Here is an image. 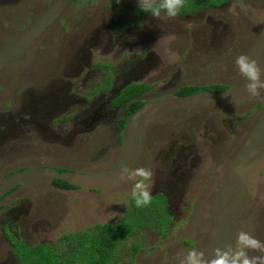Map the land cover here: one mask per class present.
<instances>
[{
    "label": "rangeland",
    "instance_id": "rangeland-1",
    "mask_svg": "<svg viewBox=\"0 0 264 264\" xmlns=\"http://www.w3.org/2000/svg\"><path fill=\"white\" fill-rule=\"evenodd\" d=\"M136 8L137 0H0V264H17L10 240L33 247L118 223L131 196L122 167L152 170L148 190L166 197L171 219L164 235L141 228L123 241L118 264H179L192 248L208 260L216 248L235 250L240 231L264 244V90L250 96L234 64L249 56L264 80V0H185L175 18L161 11L134 23ZM134 83L151 88L118 131L123 107L109 110L107 91L117 87L113 99ZM210 84L227 89L174 95ZM53 85L77 98L76 112L63 111L65 122L31 119L30 97ZM97 89L105 95L82 114Z\"/></svg>",
    "mask_w": 264,
    "mask_h": 264
},
{
    "label": "trees",
    "instance_id": "trees-1",
    "mask_svg": "<svg viewBox=\"0 0 264 264\" xmlns=\"http://www.w3.org/2000/svg\"><path fill=\"white\" fill-rule=\"evenodd\" d=\"M198 2L200 0H197ZM207 3V2H206ZM206 3L197 6V10L206 7ZM138 14L136 22H140L145 12L135 9ZM188 13V12H185ZM150 85L134 83L123 88L118 95L111 100L114 108L123 107L122 116L116 120L115 126L121 131L128 117L139 110L144 101L139 97L150 89ZM227 89L223 84L182 86L176 89L177 97H188L197 93L207 92L218 94ZM59 172L66 169L57 168ZM51 184L60 190L68 191L78 187L63 179H53ZM7 194L5 192L1 198ZM171 217L168 213L166 197L162 194L151 196L150 202L145 206H135L130 196L129 209L123 218L116 224H96L85 231L65 234L56 243L42 242L36 246L25 245L18 239L10 240L17 264H118L116 250L119 245L133 234H137L141 228H150L165 234ZM8 231V230H5ZM13 238V234H10ZM131 253L134 256L139 249L138 243H131ZM20 248H22L20 250Z\"/></svg>",
    "mask_w": 264,
    "mask_h": 264
},
{
    "label": "clouds",
    "instance_id": "clouds-1",
    "mask_svg": "<svg viewBox=\"0 0 264 264\" xmlns=\"http://www.w3.org/2000/svg\"><path fill=\"white\" fill-rule=\"evenodd\" d=\"M185 5V0H137L140 10L150 12L153 16H159L161 11L169 17L178 16ZM234 64L236 70L246 81L244 87L252 97L259 96L260 90H264V80L261 79V69L257 62L245 54L238 55ZM122 175L131 182V199L135 206H145L151 200V193L148 190L147 182L153 175L151 169L147 167H137L129 169L121 168ZM237 248L214 249V256L205 260L203 253L192 248L187 251L179 264H264V255L249 256L245 249L259 250L264 253V244L249 235L245 231H240L236 237Z\"/></svg>",
    "mask_w": 264,
    "mask_h": 264
},
{
    "label": "flooded vegetation",
    "instance_id": "flooded-vegetation-1",
    "mask_svg": "<svg viewBox=\"0 0 264 264\" xmlns=\"http://www.w3.org/2000/svg\"><path fill=\"white\" fill-rule=\"evenodd\" d=\"M126 29H128V28H126ZM137 66L138 65H136L135 67H137ZM135 67L133 69H131V72H128L126 74V80H130L137 75L138 68H135ZM52 87L54 88L53 91L47 92V93L42 94V95L39 94L38 96H35V97L34 96L30 97L29 103H28V110L32 114V116L30 117L31 119L42 120V119L47 118V117L49 119H51L52 116L54 117V115L58 114L57 120L61 119L64 122L68 120L67 117L64 118L60 114L63 111H65L66 109H71V107H69V106H73L72 104H74L75 101L77 102V98L73 95L72 96L68 95L67 91H65L64 89H61L60 86H58V85H53ZM117 90L118 89L116 86H114L113 88H111V86H110L109 90L107 91V93H109V94L107 95L108 98L106 99V101H107L106 103H107V107L110 108L109 110H111V111L118 109V108H114L111 106L112 95ZM90 94H92L91 98L94 99V100H92V103H91L92 107L89 104L90 100H83L82 99L81 101H84L86 105L89 104V106H87V108H85L83 111H81L82 114H85V112L92 113L94 111V109H92V108H93V106L96 107V100H97V99H95V95L96 96L99 94L105 95V93L102 92L100 89H97L94 92H90L89 95ZM25 97L26 96H24L23 98H25ZM98 107H99L98 112H101L105 108V107L103 108L102 104H100V106H98ZM73 109L76 112L77 109L75 107ZM73 109H71V110H73ZM90 117L88 118L86 124H89L92 121ZM24 120H27V119H24Z\"/></svg>",
    "mask_w": 264,
    "mask_h": 264
}]
</instances>
